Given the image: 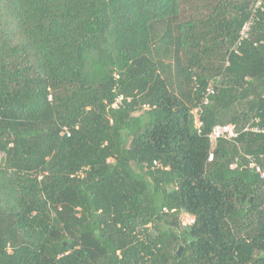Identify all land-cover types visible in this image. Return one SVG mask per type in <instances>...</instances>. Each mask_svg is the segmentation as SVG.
<instances>
[{"label": "trees", "instance_id": "16d2710c", "mask_svg": "<svg viewBox=\"0 0 264 264\" xmlns=\"http://www.w3.org/2000/svg\"><path fill=\"white\" fill-rule=\"evenodd\" d=\"M263 130L264 0H0V264H264Z\"/></svg>", "mask_w": 264, "mask_h": 264}, {"label": "built area", "instance_id": "2783aa9c", "mask_svg": "<svg viewBox=\"0 0 264 264\" xmlns=\"http://www.w3.org/2000/svg\"><path fill=\"white\" fill-rule=\"evenodd\" d=\"M251 25H252V19L247 21L245 25L243 26L242 30L240 31L239 38L236 41L234 47H232V49H234L236 52H238V46L242 43L243 39L249 36ZM213 93H214V83L210 81L206 88V91L204 92L202 100L198 104L193 106L191 109V114L193 116L195 128L197 129L199 133H201L203 126H204V120L202 118L203 113H204V108L206 105L209 104L210 95ZM122 101H123V96H119L114 102L113 106L114 107L120 106L122 104ZM255 130H259V129L256 128ZM65 132L68 135L71 134V131L68 128H65ZM239 133L240 132L238 131L237 126L234 123H224V124L215 125L212 128L211 132L208 134V138L210 141L209 161L213 160L214 151L217 148L220 140L222 139L234 140L239 136ZM155 163L158 164L157 162ZM258 170H260L259 167H258ZM261 173L264 175V171H262ZM83 174L84 173L82 171L78 173V175H83ZM184 216H187V219H184ZM180 219L183 224H192L195 221V216L187 212H183Z\"/></svg>", "mask_w": 264, "mask_h": 264}, {"label": "rangeland", "instance_id": "374dc122", "mask_svg": "<svg viewBox=\"0 0 264 264\" xmlns=\"http://www.w3.org/2000/svg\"><path fill=\"white\" fill-rule=\"evenodd\" d=\"M142 112H143V110H140V109H139L136 113H137V114H141ZM0 158H1V154H0ZM184 219H187V216H184Z\"/></svg>", "mask_w": 264, "mask_h": 264}, {"label": "water", "instance_id": "95a60500", "mask_svg": "<svg viewBox=\"0 0 264 264\" xmlns=\"http://www.w3.org/2000/svg\"><path fill=\"white\" fill-rule=\"evenodd\" d=\"M182 250H183V247L181 246V248H180V251H179V252H180V254H181Z\"/></svg>", "mask_w": 264, "mask_h": 264}]
</instances>
